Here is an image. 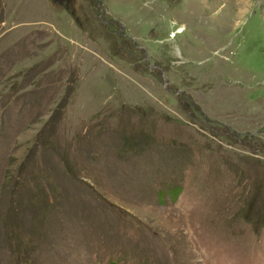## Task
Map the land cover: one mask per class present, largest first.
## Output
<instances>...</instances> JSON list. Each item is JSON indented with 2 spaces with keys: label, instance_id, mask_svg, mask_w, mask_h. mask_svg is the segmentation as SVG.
I'll return each mask as SVG.
<instances>
[{
  "label": "rangeland",
  "instance_id": "374dc122",
  "mask_svg": "<svg viewBox=\"0 0 264 264\" xmlns=\"http://www.w3.org/2000/svg\"><path fill=\"white\" fill-rule=\"evenodd\" d=\"M0 264H264V0H0Z\"/></svg>",
  "mask_w": 264,
  "mask_h": 264
}]
</instances>
